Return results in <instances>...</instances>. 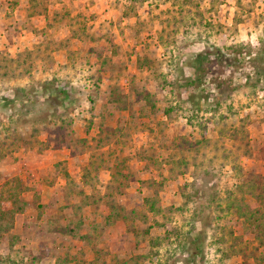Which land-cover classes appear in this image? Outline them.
<instances>
[{
	"label": "rangeland",
	"instance_id": "1",
	"mask_svg": "<svg viewBox=\"0 0 264 264\" xmlns=\"http://www.w3.org/2000/svg\"><path fill=\"white\" fill-rule=\"evenodd\" d=\"M12 33L0 264H264V0H0Z\"/></svg>",
	"mask_w": 264,
	"mask_h": 264
},
{
	"label": "trees",
	"instance_id": "2",
	"mask_svg": "<svg viewBox=\"0 0 264 264\" xmlns=\"http://www.w3.org/2000/svg\"><path fill=\"white\" fill-rule=\"evenodd\" d=\"M262 178H264V176H262ZM38 206H41V205L38 204ZM232 206H234V205H232ZM151 207L154 208V205L151 204ZM19 208H21V207H15L14 206V208L9 210V211L0 210V216H4V215H8V214L11 216H14V214L16 213L17 210H19ZM246 210L248 212L247 215L249 214L251 216V220H252L251 224L255 227V232H256L257 237H260V233H261L260 230L261 229L264 230V228H262V224H263V220H264V214H263V210H264V185H260L259 192L256 195V205L255 206L246 205ZM239 214H241V213H239ZM0 229H7V225L1 226Z\"/></svg>",
	"mask_w": 264,
	"mask_h": 264
},
{
	"label": "crops",
	"instance_id": "3",
	"mask_svg": "<svg viewBox=\"0 0 264 264\" xmlns=\"http://www.w3.org/2000/svg\"><path fill=\"white\" fill-rule=\"evenodd\" d=\"M5 36L6 35L2 34V38L0 39V41L6 42V46H9L11 48L14 47L13 48L14 50L15 49L19 50L23 47L31 45L33 39L34 38L36 39L38 37V35L36 33H18V34L12 33V36H7L8 39H7V41H5L4 40Z\"/></svg>",
	"mask_w": 264,
	"mask_h": 264
}]
</instances>
